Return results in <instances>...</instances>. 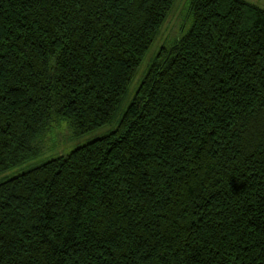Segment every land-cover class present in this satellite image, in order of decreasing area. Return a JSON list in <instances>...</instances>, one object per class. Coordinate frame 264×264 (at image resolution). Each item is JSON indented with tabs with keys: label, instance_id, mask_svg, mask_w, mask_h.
<instances>
[{
	"label": "trees",
	"instance_id": "obj_1",
	"mask_svg": "<svg viewBox=\"0 0 264 264\" xmlns=\"http://www.w3.org/2000/svg\"><path fill=\"white\" fill-rule=\"evenodd\" d=\"M177 2L0 0V174L121 115L0 183V264H264V9L189 0L139 74Z\"/></svg>",
	"mask_w": 264,
	"mask_h": 264
},
{
	"label": "rangeland",
	"instance_id": "obj_2",
	"mask_svg": "<svg viewBox=\"0 0 264 264\" xmlns=\"http://www.w3.org/2000/svg\"><path fill=\"white\" fill-rule=\"evenodd\" d=\"M247 1L264 9V0ZM188 8L189 0H178L175 9L167 20L159 39L152 47V50L146 58L143 66L141 67L139 74H141V72L147 68V65L149 64L155 53L159 50L161 45L164 44V46L169 48L175 37L179 36L181 34V31L188 27ZM137 80L138 78L134 81L133 85L131 86V92L135 90L134 86L137 83ZM130 100L131 97L129 95V97H127L123 104V109ZM120 117L121 115H118L113 124L111 125H107L103 128L89 132L79 137L73 136V129L71 128L68 122L55 123L48 135H46L44 139L40 141V152L42 153V155L27 164L18 166L14 169L9 170L8 172L0 174V183L6 182L9 179L48 160L58 158L62 155H66L72 150L81 147L101 136L106 135L117 126V122Z\"/></svg>",
	"mask_w": 264,
	"mask_h": 264
}]
</instances>
